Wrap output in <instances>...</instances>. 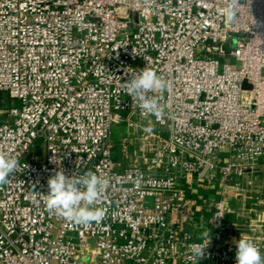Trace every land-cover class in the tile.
I'll use <instances>...</instances> for the list:
<instances>
[{
  "label": "built area",
  "instance_id": "2783aa9c",
  "mask_svg": "<svg viewBox=\"0 0 264 264\" xmlns=\"http://www.w3.org/2000/svg\"><path fill=\"white\" fill-rule=\"evenodd\" d=\"M225 6L0 0V152L21 164L0 186V264H193L190 175L223 185L204 200L213 231L197 264H236L241 236L264 255V203L248 201L264 200L252 185L264 182V0H240L232 21ZM146 67L169 85L159 120L121 85ZM124 123L137 154L120 169L112 137ZM120 144L127 155L129 138ZM88 170L109 181L105 218L83 227L49 213L50 176Z\"/></svg>",
  "mask_w": 264,
  "mask_h": 264
},
{
  "label": "clouds",
  "instance_id": "9594fccd",
  "mask_svg": "<svg viewBox=\"0 0 264 264\" xmlns=\"http://www.w3.org/2000/svg\"><path fill=\"white\" fill-rule=\"evenodd\" d=\"M240 0H226L222 14L229 21L237 16ZM131 78L121 84L132 102L147 118L155 116L159 120L166 111L167 105L163 96L169 85L168 81L153 69L146 67L130 72ZM144 132L151 134L154 129L148 120ZM26 165L23 166L24 168ZM21 164L18 158L0 152V186L8 183ZM49 191L41 193V199L51 214L63 218L73 226L88 227L93 222L100 223L106 216L107 209L98 206L105 198L109 181L101 178L96 172L88 170L83 174L67 177L63 171H57L47 181ZM199 242L189 245V259L193 264L205 257V249L210 245V231L205 228L198 237ZM236 243V264H264V255L254 241L241 236Z\"/></svg>",
  "mask_w": 264,
  "mask_h": 264
},
{
  "label": "crops",
  "instance_id": "0c3cea01",
  "mask_svg": "<svg viewBox=\"0 0 264 264\" xmlns=\"http://www.w3.org/2000/svg\"><path fill=\"white\" fill-rule=\"evenodd\" d=\"M136 132L134 128L124 123L121 125H115L113 127V142L115 144L114 157L117 160L120 169H124L129 163L132 162L135 155L137 154V147L133 144L135 143ZM124 137L129 138V142L132 144L129 148V153L124 156L121 149V141ZM225 160L227 154H225ZM222 160V159H221ZM223 161V160H222ZM264 174V173H263ZM264 181V176H263ZM264 185V182L262 183ZM187 187V196L189 199H192L196 205L195 219L191 223L192 229L195 233L200 236V233L207 228L211 232L213 231V225L210 221L212 214V207H208L204 204V200L213 201L221 197L223 185L217 180H207L199 179L196 176L190 175L186 181ZM232 189H234L232 187ZM230 199L234 202V196L236 191H231Z\"/></svg>",
  "mask_w": 264,
  "mask_h": 264
},
{
  "label": "rangeland",
  "instance_id": "374dc122",
  "mask_svg": "<svg viewBox=\"0 0 264 264\" xmlns=\"http://www.w3.org/2000/svg\"><path fill=\"white\" fill-rule=\"evenodd\" d=\"M3 97V98H5L6 100H9L8 99V97H7V95L5 94V93H1L0 92V97ZM142 124V128H139V129H141V130H143V128L145 127V126H147V122H145V123H141ZM157 127H156V124L154 125L153 124V129H156ZM163 130H166V128H162ZM224 156H222V158H223ZM253 185V187L254 188H256L257 189V191H261V190H264L263 188L264 187H262V186H264L262 183H253L252 184ZM263 194V193H262ZM248 201H249V203H251V205H253V206H255V207H257L259 204H261V203H264V200L262 199V195L261 194H259V193H252V195L250 196V198L248 199Z\"/></svg>",
  "mask_w": 264,
  "mask_h": 264
},
{
  "label": "water",
  "instance_id": "95a60500",
  "mask_svg": "<svg viewBox=\"0 0 264 264\" xmlns=\"http://www.w3.org/2000/svg\"><path fill=\"white\" fill-rule=\"evenodd\" d=\"M245 85H246V87H250V85L247 83V81L245 80ZM261 178V176H260V174H256L255 175V179H260Z\"/></svg>",
  "mask_w": 264,
  "mask_h": 264
}]
</instances>
